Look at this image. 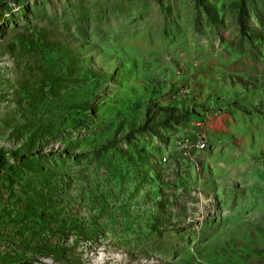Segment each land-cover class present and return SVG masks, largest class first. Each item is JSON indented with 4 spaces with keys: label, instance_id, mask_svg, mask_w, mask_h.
Wrapping results in <instances>:
<instances>
[{
    "label": "rangeland",
    "instance_id": "374dc122",
    "mask_svg": "<svg viewBox=\"0 0 264 264\" xmlns=\"http://www.w3.org/2000/svg\"><path fill=\"white\" fill-rule=\"evenodd\" d=\"M0 264H264V0H0Z\"/></svg>",
    "mask_w": 264,
    "mask_h": 264
},
{
    "label": "built area",
    "instance_id": "2783aa9c",
    "mask_svg": "<svg viewBox=\"0 0 264 264\" xmlns=\"http://www.w3.org/2000/svg\"><path fill=\"white\" fill-rule=\"evenodd\" d=\"M202 137V136H201ZM174 147L177 149L180 153L185 152L189 153L190 151H200L205 147V142L200 138L199 134L195 135V139L193 141H189L187 139L179 138L177 141L174 142ZM161 164L168 161L167 157H162L160 160H157ZM195 169L198 171L197 164H195Z\"/></svg>",
    "mask_w": 264,
    "mask_h": 264
},
{
    "label": "trees",
    "instance_id": "16d2710c",
    "mask_svg": "<svg viewBox=\"0 0 264 264\" xmlns=\"http://www.w3.org/2000/svg\"><path fill=\"white\" fill-rule=\"evenodd\" d=\"M162 111H163L164 114H168L169 115V111H166V110H162Z\"/></svg>",
    "mask_w": 264,
    "mask_h": 264
}]
</instances>
